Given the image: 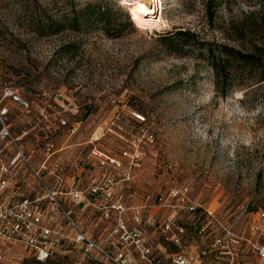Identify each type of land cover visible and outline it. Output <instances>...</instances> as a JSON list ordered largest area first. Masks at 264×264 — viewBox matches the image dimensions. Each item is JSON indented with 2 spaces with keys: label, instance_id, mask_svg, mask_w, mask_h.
<instances>
[{
  "label": "rangeland",
  "instance_id": "374dc122",
  "mask_svg": "<svg viewBox=\"0 0 264 264\" xmlns=\"http://www.w3.org/2000/svg\"><path fill=\"white\" fill-rule=\"evenodd\" d=\"M146 2L151 12L138 23L132 0H0V83L11 82L52 107L49 114L55 116L41 119L32 131L34 118L11 106L15 132L31 131L29 149L52 141L63 149L59 160L79 175L77 184L106 175L114 183L100 209L75 214L80 227L112 254L149 264L139 246L121 243L117 228L124 221L129 231H145L143 245L155 264H170L177 249L165 242L161 226L168 210L152 206L157 194L188 187L193 203L245 237L264 210V0H214L212 24L208 0ZM99 3L112 12L106 28L93 14ZM178 31L195 39L190 45L164 40ZM202 43H227L253 54L236 67L225 98L215 87ZM43 91L61 97L42 101ZM143 131L153 141L146 143ZM93 150L121 158L122 165L101 168ZM135 157H140L136 166L127 159ZM25 179L39 188L29 174ZM196 227L187 237L202 245L201 238L212 237L213 223L205 217ZM255 240L264 243V236ZM246 259L264 264L255 255ZM9 264L115 263L102 258L87 263L81 247L65 246L45 263L23 253Z\"/></svg>",
  "mask_w": 264,
  "mask_h": 264
},
{
  "label": "built area",
  "instance_id": "2783aa9c",
  "mask_svg": "<svg viewBox=\"0 0 264 264\" xmlns=\"http://www.w3.org/2000/svg\"><path fill=\"white\" fill-rule=\"evenodd\" d=\"M53 97L59 99L61 94L53 96L47 91L42 93V101H52ZM12 105H17L19 111L34 118L32 131L40 128L41 119L55 116L49 114L52 109L50 105L45 106L38 99L22 93L17 85L11 82L0 83V264H9L23 253L32 256L38 263H45L65 246L81 247L87 263L102 258L115 264H136L124 253L112 254L92 235L86 233L75 219L76 213L85 214L90 208L100 209L99 201L112 196L114 183L111 178L107 175L102 181L90 178L88 185L80 186L77 184L80 180L75 178L79 175L72 172L69 164L59 160L58 153L63 149H59L54 142L50 141L47 146L38 150L29 149L26 138L31 131L19 134L15 132ZM136 119L146 121L139 114ZM59 121L63 126L67 125L65 120L59 118ZM142 136L146 143L154 138V135H148L145 131ZM123 152L125 156L131 157L129 152ZM92 153L98 157L103 169L107 165L115 168L122 165L121 158L117 159L97 150ZM127 159L131 165L136 166L140 157ZM27 174L37 180L38 189L27 185ZM71 178L72 184L68 182ZM24 187H27L26 192L28 189L26 194ZM188 192V187L182 190L174 188L168 193L157 194L153 200V207L168 210L161 228L165 234V242L177 249L170 255V264H251L246 261V256L250 254L264 261V243L255 240L258 234L264 236L263 209L257 212L258 223L254 221L250 224V235L245 237L214 216L204 205L193 203L186 196ZM146 198L148 202L152 199L149 196ZM173 199H177L176 204L172 202ZM106 215L110 216L108 211ZM205 217L213 223L214 230L209 232L212 237L201 238L202 245H194L187 236L197 229L196 226ZM201 227L200 233H204L206 227ZM117 230L122 244L131 242L139 246L141 259L155 264L150 259V250L143 245L145 231H129L124 221ZM186 241L189 244H185Z\"/></svg>",
  "mask_w": 264,
  "mask_h": 264
},
{
  "label": "trees",
  "instance_id": "16d2710c",
  "mask_svg": "<svg viewBox=\"0 0 264 264\" xmlns=\"http://www.w3.org/2000/svg\"><path fill=\"white\" fill-rule=\"evenodd\" d=\"M214 0H208L205 5L206 14L208 23L212 24L215 19V12L213 10L212 4ZM90 4L86 7L80 9L77 13L78 15H84L90 8ZM108 6V5H107ZM102 4H96L95 18L98 23H103L106 28L109 26L112 20V12L111 10ZM256 12V11H255ZM255 12L253 14H255ZM78 18H75V22H77ZM164 40L174 44L175 40H184L186 41V45H190L195 39V34H190L189 32L178 31L173 35H168L163 37ZM201 46L207 49V54L210 57L209 62L212 70L215 73V87L217 91L221 94L222 97H227L233 87V74L235 73V69L238 65L248 60L253 59V54H248L243 50H237L230 44H207L202 43Z\"/></svg>",
  "mask_w": 264,
  "mask_h": 264
},
{
  "label": "bare ground",
  "instance_id": "6f19581e",
  "mask_svg": "<svg viewBox=\"0 0 264 264\" xmlns=\"http://www.w3.org/2000/svg\"><path fill=\"white\" fill-rule=\"evenodd\" d=\"M130 1V0H128ZM133 1V19L134 21L140 23L142 21V14L150 13V9L147 7V2L146 0H132ZM152 2H155L157 0H151Z\"/></svg>",
  "mask_w": 264,
  "mask_h": 264
}]
</instances>
